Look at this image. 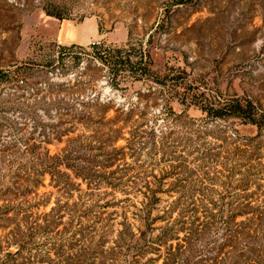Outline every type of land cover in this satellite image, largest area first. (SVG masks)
Masks as SVG:
<instances>
[{
    "label": "rangeland",
    "instance_id": "obj_1",
    "mask_svg": "<svg viewBox=\"0 0 264 264\" xmlns=\"http://www.w3.org/2000/svg\"><path fill=\"white\" fill-rule=\"evenodd\" d=\"M49 3L69 17L47 16ZM130 36L158 76L184 72L179 94L41 66L59 46L124 45ZM236 98L264 110V0H0V264H25V238L15 235L35 232L31 212L61 224L33 239L44 243V264H164L160 239L178 236L169 245L183 248L180 221L193 210L204 220L205 197L219 206L208 212L224 204L229 230L256 235L248 243L264 254V132L201 109ZM140 178L158 188L149 212ZM196 248L185 252L191 264L208 255Z\"/></svg>",
    "mask_w": 264,
    "mask_h": 264
},
{
    "label": "trees",
    "instance_id": "obj_2",
    "mask_svg": "<svg viewBox=\"0 0 264 264\" xmlns=\"http://www.w3.org/2000/svg\"><path fill=\"white\" fill-rule=\"evenodd\" d=\"M43 8L47 16L61 21L67 19L70 15V12L66 10L65 6L57 3H49ZM103 29V24L99 23V30L103 31ZM59 48L60 50L57 58H53L51 54H48L47 61L45 64H41V66L44 68H56L55 71L61 67V71L64 73H68L75 68L84 67L82 75L90 77L92 75H88L90 72L95 74L103 73L100 78H104L114 89H127V87L122 86L126 82L152 81L163 86L170 85L175 89L176 93L179 94L177 90L178 86L180 87L184 80V76H182V73L184 72L182 70H176L175 72L173 70L162 77L158 76L153 70L151 54L144 48L142 42H135L131 36L124 45L94 42L88 46L72 44L71 46H59ZM95 80L97 79L91 77L90 80H87V83ZM201 109L210 120L238 119L244 124L256 126L258 129V137L263 135L264 110L251 100H242L238 98L223 100L218 103L203 104ZM104 111L106 113L108 110L106 109ZM31 139L32 138H29L25 141L27 149L31 148L29 145ZM161 139L162 148L166 149L169 142L166 141L168 140L167 136L162 135ZM249 140L250 143H252L255 138L252 137L249 138ZM233 143L235 144L236 141ZM110 165L104 166V168H109L111 167ZM92 173L93 170L89 169L88 175H96V172H94L95 174ZM140 180L143 181L145 185L144 196L146 199V204L141 211L149 212L150 209H153V205L155 204L158 188L156 185L152 187L153 182L147 181L145 178H140ZM137 183L138 182H136V185H139ZM154 184H156V182ZM54 187L59 190L61 189L63 193H66V191L69 190L67 183L60 180H55ZM30 193L32 192L30 191L29 194ZM206 202H208V204H206ZM208 205H212L214 209H218L219 207L217 203L213 202V200L205 197L199 203V206H201L202 209H206L204 210V220H201V217L197 216V210H193L194 213L191 216L193 220L191 222L180 221V224L183 225V229L187 234V236L182 239L184 244H186L183 248L179 247L177 251H172L173 245H169L170 241L180 240L178 236L170 237L168 234H165L160 239L162 245L168 246V251L164 256V264L193 263L192 260H187L188 256H185V252L188 251L191 252V254L192 252L193 254H197L196 247L199 246L203 247V250L199 251L203 254L207 252L208 255L201 257L200 261L196 262L197 264H249V262H257L264 257L262 250H260V246H253L248 243L251 240H256V235H254V237L245 236L246 234L240 235L237 231L233 232L229 230L233 218L232 220L225 219V214L223 213L224 204H221V208L217 214L208 212ZM33 215V212H31L25 218V223H30V229L35 232H28L29 229H27L25 233L22 230H18L15 236L25 238V264H44L47 262L43 256V253L45 252L43 249L44 243L33 242V239L38 235L42 236L43 233H53L55 228H58L61 224L54 220L56 215H54L51 220L45 219L41 223H37L38 219H35L36 217H33ZM33 219H35L34 223L32 222ZM50 227L53 228L52 231L49 230ZM124 235L125 233L121 236ZM90 239V245H99L94 242V238L91 237ZM218 242L220 244H218ZM123 245V239L121 237L117 248L121 250ZM207 248H209L210 251H208ZM160 257L161 256H159V258ZM192 257L194 258V256Z\"/></svg>",
    "mask_w": 264,
    "mask_h": 264
}]
</instances>
